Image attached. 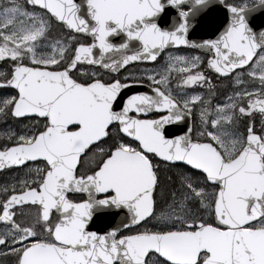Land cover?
<instances>
[{"label": "snow or ice", "instance_id": "1", "mask_svg": "<svg viewBox=\"0 0 264 264\" xmlns=\"http://www.w3.org/2000/svg\"><path fill=\"white\" fill-rule=\"evenodd\" d=\"M26 3L29 8L19 0L0 6V58L9 61L0 70V86L16 93L0 99V116L37 119L18 135L3 133L8 143L0 149V169L38 158L46 163L0 186L3 255L12 264H264V119L259 127L248 119L237 130L256 111L264 118V36L252 34L243 16L252 5L228 4L230 22L216 39L192 44L207 50V67L221 75L248 65L262 50L247 72L259 87L249 89L243 81L245 87L210 108L199 93L187 95L182 87L211 85L200 71L186 74L199 56H169L160 72L125 75L128 83L105 80L96 71L89 75L83 66L116 72L130 62L154 61L166 45H188L185 10L178 27L165 31L146 20L161 9L160 0H86L91 24L77 14L74 0ZM46 14L93 42L76 43L70 54L74 37L49 40ZM118 32L123 41L109 42ZM133 39L139 41L135 49ZM177 72L180 90L174 95L170 80ZM242 75H233V84L239 86ZM80 76L87 81L79 82ZM145 80L148 91L127 96L114 110L122 89ZM199 103L204 107L196 138L191 126L167 137L164 126L190 119ZM94 142L101 145L95 163L84 167L88 160L81 162V154ZM154 158L183 162L194 172L176 168L162 176ZM165 188L168 202L158 209ZM69 192L88 198L73 202ZM109 205L128 207L127 223L103 233L86 230L94 206L102 211ZM153 220V228L121 234Z\"/></svg>", "mask_w": 264, "mask_h": 264}, {"label": "water", "instance_id": "2", "mask_svg": "<svg viewBox=\"0 0 264 264\" xmlns=\"http://www.w3.org/2000/svg\"><path fill=\"white\" fill-rule=\"evenodd\" d=\"M224 0H178V3L172 4L168 3L167 0H160L162 7L161 9L154 13L152 17L146 18L147 22H154L161 30L172 31L176 29L181 22L179 7H187L185 11L187 15L183 18L186 25V30L184 32L186 40L189 42L188 45H166L160 50L158 55L165 49L168 48H192L203 53H207L206 49H200L193 47L192 44H199L201 41L216 39L220 32L226 27L230 22L231 14L228 9V5L223 3ZM77 4V14L84 18L89 24L94 23L88 11V5L86 0H74ZM184 10V9H183ZM243 16L248 29L251 30L252 34L257 37L264 36V2L256 3L252 7H247L243 10ZM66 28V27H65ZM67 29V28H66ZM91 37L88 34H84ZM92 42H93V37ZM109 42L120 43L124 39L123 33L110 34ZM91 42V43H92ZM139 44L138 40L133 39L131 41L130 47L132 49L136 48ZM259 48L253 53V57L256 55ZM96 51V50H94ZM98 54V52H97ZM157 55V57H158ZM156 57V58H157ZM249 61V63L252 61ZM138 62V61H135ZM88 64V62H83ZM134 63L130 62L129 64ZM247 66V65H245ZM241 66L238 68H242ZM124 67V66H123ZM237 68V69H238ZM122 68H118L120 70ZM209 69V68H208ZM213 73L214 70L209 69ZM217 74V73H215ZM221 75V74H217ZM227 75V74H226ZM141 84L129 85L128 87L121 90L118 94V100L114 104V110H118L122 107V102L127 96L135 94L137 92L148 91V89H141ZM130 88V89H128ZM190 120L186 116L182 121H174L170 124L164 126V133L167 137L171 138L176 135H181L189 131ZM39 159V158H38ZM163 160L162 158H159ZM164 161V160H163ZM173 163V162H169ZM176 163V162H175ZM183 163V162H181ZM130 209L124 205L119 206H106L102 211H98L97 207L94 206L91 216L85 225L88 231H97L103 233L110 228H115L120 225L121 222L127 223V217L129 216ZM134 226V225H133Z\"/></svg>", "mask_w": 264, "mask_h": 264}, {"label": "flooded vegetation", "instance_id": "3", "mask_svg": "<svg viewBox=\"0 0 264 264\" xmlns=\"http://www.w3.org/2000/svg\"><path fill=\"white\" fill-rule=\"evenodd\" d=\"M1 2L4 5L7 2V0H1ZM19 3L23 5L25 8H29V6L26 3V0H19ZM33 10L44 11L43 9H40L38 7ZM46 17L50 25L48 29L49 40H51L52 38H58L59 36H63L65 38L68 36L74 37L73 43L70 45V49H71L70 54H74V48H75L76 43H91L92 40L85 37L84 35L71 31V30H66L64 26L61 23L56 22L51 17L50 14H46ZM173 51H187V52H192L194 54L195 53L200 54L198 52H194L192 50L185 49V48L184 49H168V50L163 51L160 57L156 59V61L135 63V64L125 67L123 70L119 71L118 73L104 72L99 67H95V66L90 67L89 65L84 64V63H83V66L89 75L93 71H96L97 73L100 74V76H103L105 80L110 81L111 79H121V82L128 83L127 81L123 80V77L125 75H133V76H140L141 74L146 75L147 73L146 70L151 69V68H156L162 62V59L166 56V54L173 52ZM202 56H203V62L201 66L198 68V71L202 72L207 78V80L211 81V85H208L207 83L195 84V85H198L201 90H203L207 95H209V96H205L203 99H206L208 101V105L210 108H214L217 102H219L221 98H223V96L225 95L224 87L226 83H231L230 81H232V76L235 75L237 72L244 74L241 76L242 82L251 81L249 77L247 76V72L250 67H247V68L245 67L243 69L236 70L227 77H219L209 72L206 69L205 61L207 59V55H202ZM7 67H9V61L3 58H0V70H3ZM79 70L80 69L78 67L77 72H79ZM86 81H87L86 76L79 77V82H86ZM143 83L147 84L148 82L145 80ZM170 84L175 89L173 93L175 95V92L177 91L176 87L179 85V82L178 81L172 82V80H170ZM232 87H235V85L232 84ZM187 88L190 89L191 85H189ZM15 94H16L15 90L11 88L10 86L9 87L0 86V99H3L4 97H7V96H13ZM203 107L204 105H200V106L195 105V107L193 108L191 112V116H192L191 135L193 139L196 138L197 132L200 131V129L197 127V124L199 123V109ZM163 114L164 113H160V115H163ZM194 117H195V121H194V127H193ZM141 118H156V117L155 116H143ZM36 119L37 118L34 114L31 116H25L22 118H12L10 113L7 116H0V149H2L4 145L8 143L7 137L4 136L3 133L11 129L18 135L21 133V131L30 127L31 122L35 121ZM248 119H251L253 124L259 127L262 122V119L264 118L257 117V118L252 119L251 117L250 118L248 117L246 119H243L242 124L239 125V128L237 129L238 131H243L246 128ZM40 122L42 123L43 121H40ZM98 147H101V145L94 142L92 145H89L88 148H86L85 152L81 155L80 157L81 162H83L85 158H87L88 160V163L85 164L84 167H90L95 163V160L93 159V157H94L96 148ZM43 163H46V162L42 161L41 159H37L36 161H26L23 166H10L4 169H0V186L11 184L14 180H20L21 178H23L24 174L27 172V169L29 167L39 168ZM34 174L35 173H30L29 175L33 176ZM77 174H79V168L77 170ZM66 196L68 199L73 200V202H79L80 200L86 199L85 193H80V192H69V193H66ZM0 198H3V193H0ZM97 198H99V196H97ZM158 204H157V207H158ZM26 211H29V210L26 209ZM32 211H34V209ZM51 218L55 220L58 218V216L56 214H51ZM4 251L5 249L3 247H0V264H3V262L5 261L7 262V264H12V257L4 256L3 255Z\"/></svg>", "mask_w": 264, "mask_h": 264}, {"label": "rangeland", "instance_id": "4", "mask_svg": "<svg viewBox=\"0 0 264 264\" xmlns=\"http://www.w3.org/2000/svg\"><path fill=\"white\" fill-rule=\"evenodd\" d=\"M229 3L235 5V4H244V3H248V4H251L253 5L254 3H257V2H264V0H228ZM0 6H3V4H1V0H0ZM169 56H186V57H190V56H199L200 57V63L196 66L195 69H189L188 72L186 74H195V71H198V68L200 67V64L203 60V57L200 56V54H194L192 52H187V51H173V52H170L168 54H166V56L162 59V62L156 67V68H151V70H153V72H160L163 68L166 67V61H167V58ZM181 67H186V66H183L181 65ZM147 74V73H146ZM178 75V76H176ZM175 79H172V82L174 81H178L180 80V74L177 72L175 73ZM158 79V77H157ZM233 84V81L231 82ZM243 83V82H242ZM248 87L249 89L251 88V86L253 84H255L256 87H259L258 83L257 82H254V81H248ZM235 85V84H234ZM189 85L187 86H182L183 87V90L184 92L187 94V95H191L193 93H199L201 95L202 98H204L205 96H209L207 95L203 90L201 89H194L193 91H191L190 89H187ZM237 86V85H235ZM231 87V86H230ZM245 87V84H241L237 89H230L224 96L223 98H221V100L219 102H217V104H222V103H225V98L229 96L230 93L234 92V91H238L240 90L241 88ZM176 90L179 91L180 88L179 87H176ZM195 103V102H194ZM195 105H203V103H199V104H195ZM242 123V119L241 121L239 122V125H241ZM161 168L164 170L162 171V176H169V175H173L174 174V171L176 168H182L184 169V171H187V172H193V171H188L187 169L183 168V167H176V166H172V167H164V166H161ZM198 174V173H197ZM35 176V174L33 175ZM168 190L167 188H165L162 196H161V199L164 200V202L161 204V206L159 208H162V206L164 204H166L168 202ZM155 221H149L147 224H144L142 225L141 227L137 228V230H143L145 227H149V228H153L155 227Z\"/></svg>", "mask_w": 264, "mask_h": 264}]
</instances>
